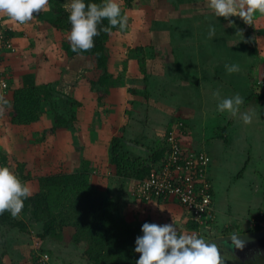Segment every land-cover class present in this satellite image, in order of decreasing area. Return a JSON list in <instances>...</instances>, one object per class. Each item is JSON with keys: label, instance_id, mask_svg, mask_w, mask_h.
<instances>
[{"label": "rangeland", "instance_id": "1", "mask_svg": "<svg viewBox=\"0 0 264 264\" xmlns=\"http://www.w3.org/2000/svg\"><path fill=\"white\" fill-rule=\"evenodd\" d=\"M69 2L70 0H49L46 8L34 13L32 20L25 24H19L6 14H0V26L12 29L11 36L15 47L14 51H8L0 45V69L4 77L7 76V80L3 77L7 86H0V95L6 99L12 98L14 89L20 87V79L31 74L36 85L49 83L57 90L51 99L55 114L68 117L72 111L76 118L70 133L56 134V138H52L42 130L51 124L53 117V112L44 103L40 106L39 120L27 125L11 124L7 115L10 107H0V155L4 153V162L8 167L19 179L21 174L28 176L27 179L20 180L31 187L33 194L40 189L38 177L41 175L47 172H76L85 164L93 192L110 196L116 205V218H124L133 225L144 220L157 224L175 222L183 233H195L204 237L208 235L206 240H215L224 235L227 228L225 218L230 212L239 218L231 219L232 228L242 229L245 225L242 219H247L248 225L245 226L252 228L253 218L264 211L263 155L259 156L262 167L255 171L259 175L256 183L250 176L245 179L248 173H244V167L241 168V152L244 146L239 148L238 158L236 150V154L232 150H226L222 152V157L217 155L220 165H214L212 160V167L215 168L213 170L210 166V169L214 171L212 186L215 202L219 205L221 194L224 198L227 197L231 206L225 211L227 216H218L213 211L214 216L209 217V220L212 219L209 232L205 231L206 228L189 227L190 220L174 201L154 198L149 202L132 196L129 191L134 178L128 176L129 171H126L127 176L118 173L110 161V140L115 135L124 139V142L125 139L133 140L136 153L128 150L135 145L125 142L129 158L145 160L150 149L160 145V141H155L160 138L158 133L155 135L156 133L151 134L148 131V135L141 134L145 132L149 120H157L156 111L162 112L167 107L158 105L163 100L162 95L172 105L175 102H185L186 93L183 90L195 84L196 72L192 70L193 63H205V59L211 54L214 57L208 69L212 70L211 66H215V77L222 82V91L226 94L225 90L229 92L232 89L245 101L247 98L256 97L258 107L252 112L264 123V96L257 97L254 93L257 87L258 92L264 91V15L256 13L251 25L238 16L216 18L206 7V0H139L136 7V0H117L125 16L130 19L123 30L116 28L105 41L110 57L108 69L114 85L108 96L101 101V110L91 97V92L88 94L84 91V94H80L77 90V85L82 83L80 80L96 79L98 76L99 71L95 68L94 60L83 55L68 59L60 46L67 31L52 28L58 12L55 5H61L65 9ZM210 27L215 28V36L212 38L208 36ZM226 52L235 57L230 64L238 65L239 72H227L225 58L221 56ZM150 76L159 91L149 96L145 88L149 85L145 79ZM198 78L202 79L200 76ZM82 84L88 87L85 83ZM174 85L179 86L182 91H175ZM130 88H136L139 94H132ZM147 103H152L161 110L155 111L153 106L148 109L150 105L145 106ZM131 123L134 126H130ZM149 126L152 129L153 124ZM153 130L158 129L153 126ZM213 131L219 136L226 135L224 129L218 130L215 127ZM242 138L243 136H239L238 144L235 145L247 142ZM96 143L98 146L94 147L92 144ZM89 145L96 152H90L87 148ZM138 145L148 151L139 150ZM209 153L214 156L213 151ZM244 179L247 187L242 186ZM221 184L226 186L222 191ZM249 187L251 195L247 193ZM83 191L84 188L81 192ZM52 193L55 198L56 192ZM15 219L23 220L26 226L0 227V264H31V260L37 255L36 264H42L39 256L42 253H47V260L51 262L53 258L57 264H90L83 256L84 245L65 246L54 237H41L43 225L32 221L28 210L23 209ZM217 247L221 249L223 264H264V258L255 263L244 258L243 254L236 252L237 255H232L227 247Z\"/></svg>", "mask_w": 264, "mask_h": 264}, {"label": "trees", "instance_id": "2", "mask_svg": "<svg viewBox=\"0 0 264 264\" xmlns=\"http://www.w3.org/2000/svg\"><path fill=\"white\" fill-rule=\"evenodd\" d=\"M136 1L138 2L135 3L134 7L139 5V0ZM86 2H88V0H86ZM90 2L99 4L102 0H90ZM57 5L58 4L55 5L56 8L58 7L57 17L52 22V28L58 31H67V35L61 39L60 46L68 59L74 58L76 55H83L90 56L94 60L95 68L99 71L98 76L96 79L83 78L80 82L85 83L89 87H87V90L92 93V98L99 104L108 96L111 87L114 85L112 74L108 69L110 57L107 53L105 41L110 32L114 31L116 28H111L109 32L100 30L99 35L93 38L94 47L92 49L80 53L73 52L67 38L71 29V24L68 20L69 13L63 6ZM121 15L127 18V22L129 21L130 18L125 16L122 7ZM105 26H108L107 19H104L102 24L98 25V30ZM11 30L6 28L4 30V35L12 41L11 35L13 32H11ZM12 45L14 47V44ZM5 78V80H7V77ZM19 85L20 87L14 89L12 98L7 99L9 101L8 106L10 107L7 115L10 118L9 122L11 124H34L39 120L40 106L44 103L45 107L53 112L51 124L42 129L48 136L56 138L57 132L72 130L73 123L76 121L74 113L71 111L70 116L67 117L59 113L55 114L53 111L55 106L53 102L51 103V99L55 96L54 93H56L57 90L52 84L44 83L36 85L33 82L32 75L29 74L24 75L23 78L20 79ZM257 88H255L254 91L257 97L264 96V91L260 93ZM129 91H131L132 94H139L136 88H130ZM255 98L256 97H254V99ZM247 100L250 99L247 98ZM177 123H179L177 132H182L178 134V139L184 143V141L187 140V136L189 138V128L186 123L181 121L179 117H172L170 123L165 127L164 134L161 135L159 140H155L160 141V145L157 148H151L145 160L139 158L130 159L128 152L125 150L124 139L119 138L117 135L112 137L110 140V161L115 165L117 172L126 175V171H129L128 176H132L134 179L146 177L150 170L156 166L161 159L166 160L169 157L171 148L167 142L168 133L172 125ZM46 134L45 136H47ZM45 138L47 139L48 137ZM130 141L133 142V140ZM187 146L191 147L189 143H187ZM5 159L6 156L4 153H1L0 165L8 167L9 165L4 162ZM88 161L89 160H86V162ZM85 166V164H82L81 168L76 172H47V174L38 177L40 189L24 201L23 209L28 210L32 221L42 223L43 229L42 234H40L41 237L44 238L47 235L54 237L65 246L69 244L76 246L84 245L83 256L90 264H136V260L139 258L140 253L134 251L135 238L138 235H142L141 225L149 221L144 220L141 223L133 225L124 218H116L114 214V209L116 207L114 200L110 196L93 192L94 189L88 179L89 172ZM21 178L27 179L28 176L21 174L20 179ZM209 179L211 182L209 192L212 193L214 200L212 178L210 175ZM83 188L84 191L81 192ZM46 189H49V191L47 192ZM90 190H92V192ZM54 191L56 192L55 198H53L52 193ZM160 199L161 198H159V200ZM54 200L55 202H53ZM213 211L214 204L211 214L214 216ZM184 212L190 220L188 226H196L201 229L199 224L192 220L185 210ZM211 220L212 219L207 220L208 227H204L206 228L205 231H211ZM6 225L19 226L21 228L26 226L23 220H16L15 217H12L7 211L0 215V227ZM256 229L258 230L259 228L255 227L248 231H255ZM234 231V228L229 226L224 231V235L232 234ZM200 236L204 239L209 238L208 235H205V237L203 235ZM210 241L217 242L215 240ZM217 245L226 248L223 243L217 242ZM44 254L48 257L47 253ZM44 254L42 253L39 256L41 257ZM36 257H38V255ZM36 257L31 260V264H36ZM47 257L42 261V264H57L53 258L50 262L47 260ZM263 258L264 251H256L252 259L249 260L256 263L258 259Z\"/></svg>", "mask_w": 264, "mask_h": 264}, {"label": "clouds", "instance_id": "3", "mask_svg": "<svg viewBox=\"0 0 264 264\" xmlns=\"http://www.w3.org/2000/svg\"><path fill=\"white\" fill-rule=\"evenodd\" d=\"M48 3L49 0H0V14H6L11 20L25 24L32 20L34 13L44 10ZM206 7L216 18L238 16L251 25L256 13L264 15V0H206ZM65 10L69 13L68 20L71 24L67 38L72 51L76 53L92 49L93 38L99 35L100 30H123L127 24V18L121 15L117 0H102L99 4L90 0H70ZM104 19H107L108 26L98 30V25ZM208 36H215L214 27H210ZM225 68L228 73L239 71L236 64H226ZM213 96L217 99V111L238 118L244 124L252 123L254 112L241 111L244 98L239 93L224 97L216 90ZM8 104L9 101L0 95V107ZM31 195L32 189L26 182L21 181L9 167L0 165V215L7 211L12 217L19 216L24 208V201ZM255 227L259 228H252ZM141 232L142 235L135 238L134 251L140 253L136 264H223L217 242L208 241L195 233H183L175 222H144ZM230 237L235 247L243 246L237 234Z\"/></svg>", "mask_w": 264, "mask_h": 264}, {"label": "crops", "instance_id": "4", "mask_svg": "<svg viewBox=\"0 0 264 264\" xmlns=\"http://www.w3.org/2000/svg\"><path fill=\"white\" fill-rule=\"evenodd\" d=\"M262 42L264 43V40ZM260 49H263V47H261ZM228 50H231V49L228 48ZM212 55L213 54H211V56ZM221 56H224L225 58L224 60L226 64L231 65L230 62H234L235 57L231 55L229 56V53L227 52L222 54ZM210 57L205 59L206 60L205 63L204 62H201L200 64L196 62L193 63L192 70L196 72V75H195L196 78H194L195 84L191 86V88L190 87H187V89H184L185 87L183 88L184 89L183 91L186 93L185 102H182V103L175 102L174 104L175 106H174L171 103H169L168 99L164 100L165 97H163L164 95H162L163 100L158 105L161 107L167 106L166 108H164V110H162V112L156 111L157 109L161 110V108L154 107L152 103L145 104V106L150 105L148 109H150L153 106L152 108L156 111V114H157V116L155 115V117H157V120H155V122L154 121L151 122L149 120V124L147 125V127L145 126L146 128L145 132H143V134L141 135L142 136L148 135V131H150L151 134L156 133L155 135H157L158 133L159 137H161V135H163L165 132L164 128L170 123L171 118L179 117L181 121L185 122L189 128V133H188L189 138L187 136V140H185V143L186 144L189 143V145L192 148L204 150L210 157L208 172L212 179H213L212 171L215 168V167H212V160L213 162H215L214 165L216 164L220 165V162L217 160V155L222 157V152H225L226 150H232L234 153L236 150L237 152L236 158H238L240 154L238 150L239 148L244 146L243 151L241 152L243 153V156L241 157V161H242L241 168L244 167V173L246 174L248 173L245 179L249 178L250 176L252 177V180L256 183L259 175L255 171L256 170L258 171L259 167L260 168L262 167V159L259 156L260 155L264 156V123H262V120L259 119L256 113H254L253 121L251 124H244L243 121L238 118H234V117L229 116L227 113H221L217 111V99L213 96L214 91L219 90L221 93V96H224V97L232 96L238 92L231 89L229 90V92L225 90L226 92L225 94L222 91V87H223L222 82L215 77V70H214L215 66L214 65L211 66L213 68L212 70L208 69V65L214 56H212V58ZM218 68L220 69L221 67H219L218 65ZM236 72H239V71H236ZM198 76H200L202 79H199ZM151 78L152 77L150 76L148 79H145V81L149 85L145 87L147 91L149 92V96L151 93H155L159 91L158 87L154 86L155 85L154 82L150 80ZM167 81L168 80H166V82ZM8 87H9V84H8ZM178 87L174 85L173 88L177 92L182 91V89ZM77 90L80 94H84V91L85 92L87 91L88 94L90 93L88 92L87 87L83 85L82 83L77 85ZM91 97H92V94H91ZM249 99L250 100L248 101L244 100V103L241 105V111H248V110L253 111L254 109L256 110L258 106L256 104L255 99L254 98H249ZM147 102H149V100H147ZM177 103L179 104L177 105ZM102 105H103L102 103L98 104V107L101 110L103 108ZM133 109H136V107H133ZM134 111L139 113L137 109ZM88 114L90 113H87V115ZM150 124L151 125L153 124V126L156 127V129L158 130L154 131L153 126H152V129H150V126H149ZM130 126H134V125L131 123ZM215 127L218 130L219 128L220 130L221 129L226 130L225 131L226 135L219 136L218 133L215 134L213 131ZM60 133L64 135V133H70V132L68 130H63V131L57 132V135ZM239 136H243L242 139L246 140L247 142L243 144L244 142L243 141L242 144L235 145V144H238L237 139ZM92 145L94 147L98 146L97 143L96 145L95 144H92ZM93 146H90V145L87 146L90 152L92 151L96 152V150H92L94 149L92 148ZM140 148L139 150H143L142 148L141 149ZM255 148L256 150H254ZM128 150L132 151L133 153L137 152L136 146H132V148H129ZM211 151H213L214 156L210 155L209 152ZM251 164H252V167H250ZM210 166L211 168H213V170L210 169ZM252 174H255V175L252 176ZM245 179L243 180V183L242 182L240 183H242V186L247 187L248 184L246 185ZM225 187L226 186H222L221 184L220 186L221 191L224 190ZM252 187H253L252 189H254V186ZM250 189L251 188L249 187V191H247L248 194H250L249 193ZM225 191L228 192V190H225ZM219 198H218L219 205H217V203L215 202V199L213 200L214 212L215 214H218V216H227V213L225 211H228L227 209H229L230 208L229 206L231 205L229 204L227 197L224 198V196H221L220 194ZM181 209L183 210L182 207ZM228 213L230 215L233 214V213L231 214L230 212ZM230 215L225 218L227 219V222L225 224L227 225V227L232 226V224L230 223L231 219L233 220L239 219L233 215L231 216L232 218H230ZM242 222L245 223L246 226L248 225L247 219H242ZM245 225L242 227V229L241 228L239 229L237 227L236 229H234L235 230L234 232L239 233V232H245L249 230V228L246 227Z\"/></svg>", "mask_w": 264, "mask_h": 264}, {"label": "built area", "instance_id": "5", "mask_svg": "<svg viewBox=\"0 0 264 264\" xmlns=\"http://www.w3.org/2000/svg\"><path fill=\"white\" fill-rule=\"evenodd\" d=\"M8 29H10L8 27ZM5 28L0 26V45L8 51H14L13 42L4 35ZM0 69V86L7 83ZM179 123L173 124L167 142L171 148L169 157L161 159L149 174L142 179H133L129 193L141 200L168 199L176 201L199 224L208 227L207 220L212 214L213 195L209 192L210 157L201 149L187 146L178 139ZM252 225L264 229V211L256 214ZM42 255L40 260L46 259Z\"/></svg>", "mask_w": 264, "mask_h": 264}, {"label": "water", "instance_id": "6", "mask_svg": "<svg viewBox=\"0 0 264 264\" xmlns=\"http://www.w3.org/2000/svg\"><path fill=\"white\" fill-rule=\"evenodd\" d=\"M125 142L130 145H135L133 142L128 141V140H125ZM138 147H141L142 149H145L146 151H148V149L144 148L143 146L138 145ZM232 234H227V235L217 237L215 241L225 244V246L227 247V250L231 251L232 253L237 252L240 254H244L255 248H261L264 250V231H258V232L248 231V232L235 233L237 234L238 239L241 240L242 245H243L242 247H235V245L232 244L231 237H230V235Z\"/></svg>", "mask_w": 264, "mask_h": 264}, {"label": "flooded vegetation", "instance_id": "7", "mask_svg": "<svg viewBox=\"0 0 264 264\" xmlns=\"http://www.w3.org/2000/svg\"><path fill=\"white\" fill-rule=\"evenodd\" d=\"M259 249L258 248L252 249L251 251H249L247 253H244L242 256H244V258H246V259H252V256H253V254L256 253V251H259V252L263 251L262 249H260V250ZM232 255H237V253L236 252H233Z\"/></svg>", "mask_w": 264, "mask_h": 264}]
</instances>
